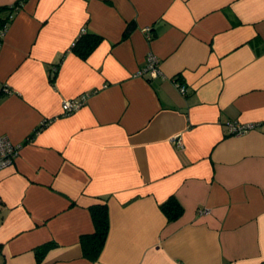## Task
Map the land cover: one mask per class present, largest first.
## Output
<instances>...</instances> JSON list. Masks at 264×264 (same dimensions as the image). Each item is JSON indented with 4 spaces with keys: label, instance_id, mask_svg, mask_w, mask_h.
I'll return each mask as SVG.
<instances>
[{
    "label": "crops",
    "instance_id": "obj_1",
    "mask_svg": "<svg viewBox=\"0 0 264 264\" xmlns=\"http://www.w3.org/2000/svg\"><path fill=\"white\" fill-rule=\"evenodd\" d=\"M18 2L0 43V136L19 145L0 170V264H264V0H0V16ZM149 53L155 79L138 75Z\"/></svg>",
    "mask_w": 264,
    "mask_h": 264
},
{
    "label": "built area",
    "instance_id": "obj_2",
    "mask_svg": "<svg viewBox=\"0 0 264 264\" xmlns=\"http://www.w3.org/2000/svg\"><path fill=\"white\" fill-rule=\"evenodd\" d=\"M21 7V2L9 5L10 13L3 19L0 16V38L3 37L8 24L13 18V12L17 11ZM2 6L0 5V12ZM148 40L151 39L150 28L143 29ZM139 76H148L151 79H155L160 75L159 62L157 57L153 53H149L146 56L145 65L143 69L138 73ZM179 93L181 95L186 94V86L184 84L175 83ZM87 100V94H81L75 99L66 100L63 102V112L65 115L71 114L81 108ZM44 125V124H43ZM42 125V126H43ZM257 125L255 123L239 124V123H229L228 133L231 136H241L250 131H252ZM175 142L178 146H181V140L177 137ZM19 145L11 143L7 137L0 136V170L8 167L13 163V160L18 155Z\"/></svg>",
    "mask_w": 264,
    "mask_h": 264
},
{
    "label": "trees",
    "instance_id": "obj_3",
    "mask_svg": "<svg viewBox=\"0 0 264 264\" xmlns=\"http://www.w3.org/2000/svg\"><path fill=\"white\" fill-rule=\"evenodd\" d=\"M1 18L5 19L6 17ZM79 39H77V42H82L85 38L81 35ZM86 39L88 40V42H86L87 45L85 46V48H83L82 50L81 48H79V54L82 57H86L99 42V38L94 36H89ZM77 42L73 44V48L79 45V42ZM40 129H42V127H40ZM160 209L168 222H175L183 213V208L173 196L169 197L165 202H163L160 205ZM89 210L94 225V232L91 235H87L81 238V246L84 256L91 261H94L99 256L107 237L109 229L108 210L105 204L94 205Z\"/></svg>",
    "mask_w": 264,
    "mask_h": 264
}]
</instances>
